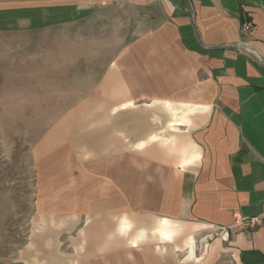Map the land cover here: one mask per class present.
<instances>
[{"label":"crops","instance_id":"crops-1","mask_svg":"<svg viewBox=\"0 0 264 264\" xmlns=\"http://www.w3.org/2000/svg\"><path fill=\"white\" fill-rule=\"evenodd\" d=\"M99 12L124 23L115 152L51 155L50 144L5 264L264 259V0H0V33ZM255 215L261 225L230 228Z\"/></svg>","mask_w":264,"mask_h":264},{"label":"rangeland","instance_id":"rangeland-1","mask_svg":"<svg viewBox=\"0 0 264 264\" xmlns=\"http://www.w3.org/2000/svg\"><path fill=\"white\" fill-rule=\"evenodd\" d=\"M123 25L115 12H99L65 27L0 33V264L29 230L37 163L51 143V155L115 152Z\"/></svg>","mask_w":264,"mask_h":264},{"label":"built area","instance_id":"built-area-1","mask_svg":"<svg viewBox=\"0 0 264 264\" xmlns=\"http://www.w3.org/2000/svg\"><path fill=\"white\" fill-rule=\"evenodd\" d=\"M254 28V25L251 20H244L242 24V30L244 32H249ZM263 222V216L262 215H255V216H242L240 218H235L231 225V229L235 228H246V229H253L259 225H261Z\"/></svg>","mask_w":264,"mask_h":264},{"label":"water","instance_id":"water-1","mask_svg":"<svg viewBox=\"0 0 264 264\" xmlns=\"http://www.w3.org/2000/svg\"><path fill=\"white\" fill-rule=\"evenodd\" d=\"M252 264H264V259H261V260H259L257 262L252 263Z\"/></svg>","mask_w":264,"mask_h":264}]
</instances>
